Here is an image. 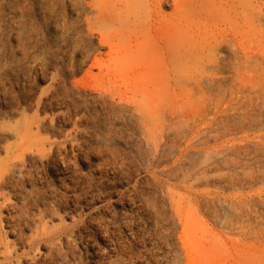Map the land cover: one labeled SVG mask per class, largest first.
I'll list each match as a JSON object with an SVG mask.
<instances>
[{
    "label": "rangeland",
    "instance_id": "rangeland-1",
    "mask_svg": "<svg viewBox=\"0 0 264 264\" xmlns=\"http://www.w3.org/2000/svg\"><path fill=\"white\" fill-rule=\"evenodd\" d=\"M245 258L264 0H0V264Z\"/></svg>",
    "mask_w": 264,
    "mask_h": 264
},
{
    "label": "bare ground",
    "instance_id": "bare-ground-1",
    "mask_svg": "<svg viewBox=\"0 0 264 264\" xmlns=\"http://www.w3.org/2000/svg\"><path fill=\"white\" fill-rule=\"evenodd\" d=\"M180 34H181L180 29H178L177 32H176V35H174L178 44H180ZM217 250H218L219 254H222V247H221L220 243L217 244ZM236 264H259V261L254 260L252 258L251 259L245 258V259H243L242 263L241 262H237Z\"/></svg>",
    "mask_w": 264,
    "mask_h": 264
}]
</instances>
